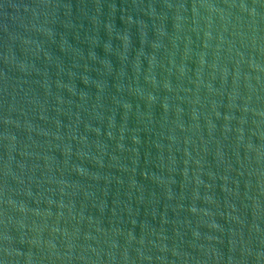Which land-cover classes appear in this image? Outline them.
<instances>
[{
	"label": "water",
	"instance_id": "1",
	"mask_svg": "<svg viewBox=\"0 0 264 264\" xmlns=\"http://www.w3.org/2000/svg\"><path fill=\"white\" fill-rule=\"evenodd\" d=\"M0 264H264V0H0Z\"/></svg>",
	"mask_w": 264,
	"mask_h": 264
}]
</instances>
